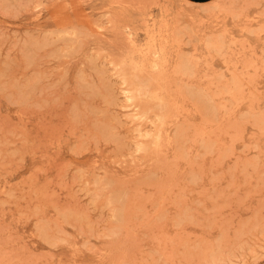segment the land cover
I'll use <instances>...</instances> for the list:
<instances>
[{"label":"rangeland","instance_id":"obj_1","mask_svg":"<svg viewBox=\"0 0 264 264\" xmlns=\"http://www.w3.org/2000/svg\"><path fill=\"white\" fill-rule=\"evenodd\" d=\"M263 3L0 0V264H264Z\"/></svg>","mask_w":264,"mask_h":264},{"label":"bare ground","instance_id":"obj_2","mask_svg":"<svg viewBox=\"0 0 264 264\" xmlns=\"http://www.w3.org/2000/svg\"><path fill=\"white\" fill-rule=\"evenodd\" d=\"M157 1H158V0H157ZM216 2H217V1H216ZM243 2H244V1H243ZM150 3H151V2H150ZM148 4H149V3H148ZM263 4H264V3H263ZM150 5H151V4H150ZM236 14H238V13H236ZM245 14H246V13H245ZM191 20H192V19H191ZM241 20H242V19H241ZM177 21H178V20H177ZM165 23H166V22H165ZM165 23H164V25H165ZM179 23H180V22H179ZM159 24H160V23H159ZM166 25H168V24H166ZM147 26H148V25H147ZM161 27H163V26H161ZM166 27H167V26H166ZM175 28H176V27H175ZM146 29H147V27H146ZM144 30H145V29H144ZM160 30H161V28H160ZM66 32H67V31H66ZM54 33H56L57 35H60V34L62 33V31L58 30V31H55ZM72 33H73V32H72ZM56 34H55V35H56ZM150 35H151V33H150ZM54 37H55V36H54ZM59 38H60V37H59ZM55 40H56V39H55ZM179 41H180V40H179ZM241 41H242V40H241ZM68 43H69V42H68ZM75 43H76V42H75ZM181 43H182V42H181ZM167 44H168V43H167ZM250 45H251V44H250ZM157 46H158V45H157ZM60 47H61V46H60ZM152 47H153V46H152ZM158 47L160 48L161 46L159 45ZM62 48H63V47H62ZM143 48H144V47H143ZM159 48H158V50H159ZM148 49H149V47H148ZM58 51H59V50H58ZM63 51H64V50H63ZM63 51H62V52H63ZM135 51H136V50H135ZM137 51H138V50H137ZM144 51H145V50H144ZM160 51H161V50H160ZM147 52H148V51H147ZM56 53H57V52H56ZM64 53H65V52H64ZM145 53H146V52H145ZM71 54H72V53H71ZM71 54H70V55H71ZM142 54H143V53H142ZM72 55H73V54H72ZM145 55H146V54H145ZM157 55H158V54H157ZM67 56H69V55H67ZM70 57H71V56H70ZM142 57H143V56H142ZM147 58H148V57H147ZM85 59H86V58H85ZM138 59H139V58H138ZM145 59H146V58H145ZM143 60H144V58H143ZM160 60H161V59H160ZM139 61H140V60H139ZM136 62H137V61H136ZM140 62H141V61H140ZM143 62H144V61H143ZM134 63H135V61H134ZM136 64H137V63H136ZM139 64H140V63H139ZM154 64H155V63H154ZM162 64H163V63H162ZM142 65H143V63L140 64L139 66H136V67H139V68H140V66H142ZM157 65H158V63H157ZM157 65H156V66H157ZM121 66H122V65H121ZM143 66H144V65H143ZM143 66H142V67H143ZM118 67H120V66H118ZM131 67H134V66H130V68H131ZM144 67L147 68L146 66H144ZM159 67H161V66H159ZM134 68H135V67H134ZM145 68H141V70L143 69L144 71H146ZM118 69H119V68H118ZM123 69H126V67L124 66ZM123 69H120V70H122L123 73H125L126 70H125V72H124ZM135 69H136V68H135ZM147 69H148V68H147ZM111 70H112V69H111ZM120 70H119V71H120ZM143 70H142V72H143ZM134 71H136L137 73L139 72V70H137V69H136V70H134V69L132 70V72H134ZM80 72H81V69H80ZM159 72H160V70H159ZM121 75H122V73L120 74V76H121ZM133 75H134V73H133ZM122 76H123V75H122ZM127 76H128V75H126V77H127ZM130 76H132V75H130ZM135 76H136V77H135ZM134 77L137 78L138 76L135 74ZM104 78H105V77H104ZM118 78H119V77H118ZM124 78H125V77H124ZM124 78H123V79H124ZM130 78H131V77H130ZM135 78H133V80H134ZM168 78H169V77H168ZM96 79H97V78H96ZM123 79H122V80H123ZM125 79H127V81H128L129 78H125ZM125 79H124V80H125ZM101 80H102V79H101ZM129 80H130V79H129ZM125 81H126V80H125ZM127 81H126V82H127ZM130 81H132V80H130ZM103 82H104V81H103ZM142 82H143V81H142ZM156 82H157V81H156ZM193 82H194V81H193ZM107 83H109V82H107ZM121 83H122V82H121ZM130 83H131V82H129V85H128V86H130ZM132 83H133V82H132ZM159 83L161 84L160 81L158 82V84H159ZM194 83H195V82H194ZM199 83H200V82H199ZM215 83H216V82H215ZM105 84H106V83H105ZM112 84H113V83H112ZM126 84H127V83H126ZM138 84H139V83H138ZM138 84H136V87H138V88H142V87L139 86ZM148 84H149V83H148ZM160 84H159V87H160ZM131 85H132V84H131ZM165 85H166V84H165ZM168 85H169V84H168ZM169 86H171V85H169ZM173 86H174V85H173ZM207 86H208V85H207ZM238 86H239V85H238ZM108 87H109V86H108ZM156 87H158V85L155 86V88H156ZM202 87H203V86H202ZM105 88H107V87L105 86ZM96 89H97V88H96ZM111 89H112V88H111ZM114 89H115V88H114ZM131 89H132V88H131ZM131 89H130V90H131ZM133 89H135V88H133ZM133 89H132V90H133ZM152 89H153V88H152ZM138 90H139V89H138ZM141 90H142V89H141ZM157 90H158V88L156 89V92H157ZM160 90H161V87H160ZM205 90H206V89H205ZM231 90H232V89H231ZM114 91H115V90H114ZM165 91H167V90H165ZM177 91H178V90H177ZM232 91H233V90H232ZM121 92H122V91H121ZM124 92H125V91H124ZM132 92L134 93V91H132ZM152 92H153V91H151V93H152ZM154 92H155V91H154ZM154 92H153V94L156 93V92H155V93H154ZM159 92H161V91H159ZM163 92H164V91H163ZM228 92H229V91H228ZM256 92H257V91H256ZM116 93H117V92H116ZM116 93H114V94H116ZM129 93H131V92H129ZM137 93H138V92H137ZM151 93L149 92L150 95H151ZM157 93H158V92H157ZM123 94H124V93H123ZM127 94H128V93H127ZM135 94H136V93H135ZM163 94H164V93H163ZM178 94H179V93H178ZM233 94H234V92H233ZM121 95H122V94H121ZM144 95H145V94H144ZM159 95L161 96V94H159ZM166 95H167V94H166ZM255 95H256V93H255ZM152 96H153V95H152ZM155 96H156V97H155ZM180 96H181V95H180ZM180 96H179V97H180ZM114 97H115V96H113V98H114ZM125 97H126V96H125ZM131 97H132V96H131ZM149 97H150V96H149ZM154 97H155V98H158L159 96L157 97V94H155ZM161 97H162V100H164V99H163L164 96H161ZM173 97H174V96H173ZM181 97H182V96H181ZM254 97H255V96H254ZM256 97H257V95H256ZM115 98H116V97H115ZM120 98H121V97H120ZM122 98H123V96H122ZM155 98H154V100H155ZM165 98H166V97H165ZM183 98H184V97H183ZM239 98H240V97H239ZM250 98H252V97H250ZM159 99H160V98H159ZM108 100H109V99H108ZM108 100H107V101H108ZM116 100H117V99H116ZM124 100H126V99H124ZM128 100H129V99H128ZM130 100H131V99H130ZM133 100H134V99H133ZM133 100H132V101H133ZM172 100H173V99H172ZM241 100H242V99H241ZM246 100H247V99H246ZM250 100H251V99H250ZM252 100H253V98H252ZM254 100H255V99H254ZM254 100H253V103H254ZM165 101H166V100H165ZM175 101H176V100H175ZM175 101H174V102H175ZM244 101H245V100H244ZM256 101H261V100H257V99H256ZM181 102H182V101H181ZM194 102H195V101H194ZM250 102H252V101H250ZM133 103H134V102H133ZM133 103H132V104H133ZM157 103H158V101H157ZM168 103L171 104V102H169V100L167 101V104H168ZM224 103H225V102H224ZM241 103H242V102H241ZM246 103H247V102H246ZM120 104H121V103H120ZM122 104H123V103H122ZM182 104H183V103H181V106H183ZM187 104H190V103H187ZM137 105H138L139 109H138V111L135 113V116H137V115H140V116H141V115H147V113H148V109H149V111H150V105H149L146 101L139 100L138 103H137ZM171 105H172V104H171ZM175 105H176V104H175ZM175 105H174V107H176ZM192 105H193V104H192ZM192 105H191V106H192ZM239 105H240V104H239ZM242 105H243V104H242ZM224 106H225V105H224ZM233 106H234V105H233ZM257 106H258V104H257ZM174 107H173V108H174ZM178 107H179V105H178ZM178 107H177V108H178ZM183 107H184V106H183ZM192 107H193V106H192ZM185 108H186V107H185ZM185 108H182V109L184 110ZM188 108H189V107H188ZM194 108H195V107H194ZM245 108H246V107H245ZM245 108H243V110H244ZM127 109H129V108H127ZM175 109H176V108H175ZM176 110H177V109H176ZM178 110H180V108H179ZM178 110H177V113H178V112L180 113V111H178ZM186 110L189 111L190 109H189V110L186 109ZM193 110H195V109H193ZM197 110H198V109H197ZM135 111H136V110H135ZM135 111H134V112H135ZM184 111H185V110H184ZM241 111H242V110H241ZM246 111H247V110H246ZM256 111H257V110H256ZM134 112H132V113H134ZM157 112H158V111H157ZM185 112H186V111H185ZM230 112H232V111H230ZM149 113H150V112H149ZM153 113H154V112H153ZM186 113H187V112H186ZM189 113H190V111H189L187 114H189ZM199 113H200V112H199ZM222 113H223V111L221 112V114H222ZM154 114H155V113H154ZM180 114L182 115V112H181ZM260 114H262V113H260ZM163 115H164V114H163ZM178 115H179V114H178ZM181 115H180V116H181ZM197 115H199V114H197ZM201 115H202V114H200V116H201ZM230 115H231V114H230ZM258 115H259V114H258ZM152 116H153V115H152ZM155 116L159 117V122L161 123L162 120H161V116H159V113H156ZM202 116H203V115H202ZM226 116H227V115H226ZM228 116H229V115H228ZM168 117H169V115H168ZM223 117H224V116H223ZM260 117H261V116H260ZM133 118H134V116H133ZM165 118H166V117H165ZM171 118L173 119L174 117L171 116ZM184 118H185V117H184ZM199 118H200V117H199ZM203 118H204V117H203ZM203 118H202V119H203ZM220 118H221V117H220ZM228 118H229V117H228ZM262 118H263V117H262ZM262 118H261V119H262ZM157 119H158V118H157ZM167 119H169V118H167ZM177 119H178V117H177ZM185 119H186V118H185ZM185 119H183V120H185ZM187 119H188V118H187ZM206 119H207V118H206ZM223 119H224V118H223ZM131 120H132V119H131ZM181 120H182V119H181ZM211 120H212V119H211ZM211 120H210V121H211ZM221 120H222V119H221ZM227 120H228V119H227ZM145 121H146V120H145ZM228 121H229V120H228ZM228 121H227V124H228ZM238 121H239V120H238ZM244 121H245V119H244ZM159 122H158V123H159ZM165 122H167V121H165ZM183 122H184V121H183ZM201 122H202V120H201ZM212 122H213V121H212ZM212 122H210V123L212 124ZM219 122H220V121H219ZM225 122H226V121H224V123H225ZM190 123H191V121H190ZM192 123H193V122H192ZM204 123H205V122H204ZM206 123H207V121H206ZM206 123H205V124H206ZM208 123H209V122H208ZM213 123H215V122H213ZM234 123H235V122H234ZM239 123H240V122H239ZM239 123L237 122L236 124H239ZM249 123H250V122H249ZM149 124H150V123H149ZM151 124H152V123H151ZM205 124H204V125H205ZM250 124H251V123H250ZM153 125H154V123H153ZM156 125H157V124H156ZM194 125H196V127H197V124H193V128H195ZM204 125H203V128L206 126V125H205V126H204ZM215 125H216V124H215ZM217 125H219V124H217ZM222 125H223V123H222ZM224 125H226V124H224ZM258 125H259V124H258ZM261 125H262V124H261ZM148 126H149V125H148ZM139 127H140V126H139ZM198 127H199V125H198ZM209 127H211V126H209ZM237 127H240V125L237 126ZM262 127H263V126H262ZM199 128H202V127L200 126ZM199 128H198V129H199ZM241 128H242V127H241ZM241 128H240V129H241ZM146 129H147V128H146ZM152 129H153V128H152ZM198 129H197V130H198ZM260 129H261V128H260ZM260 129H259V130H260ZM263 129H264V128H263ZM158 130H159V129H158ZM193 130H194V129H193ZM204 130H205V128H204ZM207 130H208V128H207ZM212 130H213V129H212ZM221 130H222V129H221ZM225 130H226V129H225V127H224V131H225ZM236 130H238V129H236ZM257 130H258V128H257ZM259 130H258V131H259ZM144 131H145V129H144ZM147 131H148V130H147ZM164 131H165V130H164ZM194 131H196V130H194ZM201 131H202V132H205V131H203V130H201ZM214 131L216 132L217 130H214ZM227 131H228V130H227ZM227 131H226V133H227ZM139 132H140V131H139ZM196 132L199 134L200 131H196ZM196 132H195V133H196ZM222 132H223V131H222ZM222 132H221V133H222ZM141 133H142V132H141ZM144 133H145V132H144ZM153 133H154V132H153ZM153 133H152V136H154V137L148 138L145 142L142 143L141 146H143V148H145L144 146H146V145L148 146V144H149V145H150V144H153V145H154V144H157V142L161 139V138H160V137H161V135H160V130H159V132H157V134L154 133L155 135H154ZM161 133H162V132H161ZM167 133H168V132H167ZM171 133H172V132H171ZM234 133H235V132H234ZM236 133H237V131H236ZM137 134H139V133H137ZM204 134H205V133H204ZM219 134H220V133H219ZM239 134H240V133H238V135H239ZM241 134H242V132H241ZM241 134H240V135H241ZM263 134H264V133H263ZM196 135H197V134H196ZM209 135H210V134H209ZM212 135H213V134H212ZM226 135H228V133H227ZM259 135H260V134H259ZM138 136H139V135H138ZM138 136H137V137H138ZM143 136H144V135H143ZM194 136H195V135H194ZM233 136H234V135H233ZM233 136H232V137H233ZM250 136H251V135H250ZM255 136H256V135H255ZM261 136H262V135H261ZM148 137H149V136H148ZM197 137H198V135H197ZM216 137H217V135H216ZM216 137H215V138H216ZM146 138H147V137H146ZM209 138H210V137H209ZM235 138H236V137H235ZM218 139H219V137H218ZM227 139H229V138L227 137ZM236 139H237V138H236ZM242 139H243V138H241V140H242ZM254 139H255V138H254ZM194 140H195V139H194ZM196 140H197V139H196ZM199 140H200V139H199ZM210 140H211V139H210ZM231 140H232V139H231ZM231 140H229V141H231ZM248 140H249V139H248ZM161 141H163V140H161ZM217 141H218V140H217ZM159 142H160V141H159ZM166 142H167V140H166ZM231 142H235V141H231ZM222 143H223V142H222ZM224 143H225V142H224ZM131 144H132V143H131ZM167 144H168V143H167ZM171 144H172V143H171ZM207 144H208V143H207ZM134 145H135V144H134ZM223 145H224V144H223ZM150 146H151V145H150ZM156 146H157V145H156ZM158 146H161V145H158ZM158 146H157V147H158ZM165 146H166V145H165ZM215 146H216V145H215ZM232 146L234 147V145H232ZM138 147H139V146H138ZM151 147H152V146H151ZM154 147H155V146H154ZM135 148H136V147H135ZM149 148H150V147H149ZM152 148H153V147H152ZM159 148H161V147H159ZM162 148H164V147H162ZM162 148H161V150H162ZM215 148H216V147H215ZM193 149H194V148H193ZM224 149H225V148H224ZM132 150H133V148H132ZM151 150H152V149H151ZM156 150H158V149H156ZM167 150H168V149H167ZM189 150H190V149H189ZM138 151H139V150H138ZM141 151H143V150H141ZM146 151H147V150H146ZM154 151H155V149H154ZM186 151H187V150H186ZM190 151H191V150H190ZM131 152H132V151H131ZM161 152H163V151H161ZM161 152H160V154H163V153H161ZM166 152H168V151H166ZM170 152H171V151H170ZM173 152H174V151H173ZM204 152H205V151H204ZM219 152H220V151H219ZM143 153H145V152H143ZM155 153H157V152H155ZM165 154H166V153H164L163 156H164ZM189 154H190V153H189ZM189 154H188V156H189ZM166 155H167V154H166ZM190 155H191V154H190ZM218 155H219V154H218ZM163 156H162V158H163ZM170 156H171V155H170ZM176 156H177V155H176ZM186 156H187V155H186ZM195 156H196V155H195ZM164 157H165V156H164ZM174 157H175V156H174ZM216 157H218V156H216ZM194 158H195V157H194ZM152 159H153V158H152ZM163 159H164V158H163ZM178 159H179V157H178ZM203 159H205V158H203ZM147 160H148V159H147ZM165 160H166V158H165ZM174 160H175V158H174ZM176 160H177V159H176ZM155 161H156V160H155ZM171 161H172V160H171ZM189 161H190V159H189ZM184 162L186 163V161H184ZM236 162H237V161H236ZM189 163H190V162H189ZM194 164H196V162H195ZM237 165H238V164H237ZM188 166H189V165H188ZM241 166H242V165H241ZM159 167H160V166H159ZM191 167H192V166H191ZM202 167H203V166H202ZM161 168H162V167H161ZM161 168H160V169H161ZM189 168H190V167H189ZM189 168H188V169H189ZM160 169H159V170H160ZM185 169H186V168H185ZM192 169H193V168H192ZM258 170H259V169H258ZM191 171L193 172V170H191ZM188 172H189V171H188ZM192 172H191V173H192ZM205 172H206V171H205ZM203 174H204V172H203ZM189 175H190V174H189ZM162 177H163V176H162ZM191 178H192V177H191ZM160 179H161V178H160ZM188 179H189V178H188ZM186 180H187V179H186ZM162 182H163V181H162ZM162 182H161V183H162ZM100 183H101V182H100ZM143 183H144V182H143ZM163 183H164V182H163ZM103 184H104V183H103ZM167 185H168V184H167ZM110 187H111V186H110ZM163 187H164V186H163ZM163 187L161 188L162 191H163ZM170 187H171V185H170ZM189 187H190V186H189ZM112 189H114V187H113ZM116 189H117V188H116ZM117 190H118V189H117ZM157 190H158V189H157ZM159 190H160V189H159ZM94 191H95V190H94ZM162 191H161V192H162ZM136 193H137V192H136ZM105 196H106V195H105ZM120 201H121V200H120ZM161 203H163V202H161ZM157 206H158V205H157ZM157 209H158V208H157ZM157 209H156V210H157ZM186 211H187V210H186ZM126 212H127V211H126ZM146 214H147V213H146ZM148 215H149V213H148ZM189 215H190V214H189ZM145 216H146V215H145ZM153 216H154V215H153ZM151 217H152V216H151ZM151 217H150V218H151ZM127 220H128V219H127ZM162 225H163V224H162ZM177 225H178V224H177ZM158 226H159V225H158ZM161 227H163V226H161ZM160 229H161V228H160ZM126 236H127V235H126ZM133 237H135V236H133ZM137 237H138V236H137ZM196 243H197V242H196ZM216 250H217V249H216ZM211 251H212V250H211ZM213 251H214V250H213ZM217 253H218V251H217ZM170 254H171V253H170ZM222 254H224V253H222ZM164 255H165V254H164ZM167 255H168V254H167ZM165 256H166V255H165ZM211 256H212V255H211ZM219 260H220V259H219ZM212 261H213V260H212ZM219 262H220V261H219ZM173 264H174V263H173ZM214 264H215V263H214Z\"/></svg>","mask_w":264,"mask_h":264},{"label":"crops","instance_id":"obj_3","mask_svg":"<svg viewBox=\"0 0 264 264\" xmlns=\"http://www.w3.org/2000/svg\"><path fill=\"white\" fill-rule=\"evenodd\" d=\"M187 1L192 2V3L204 4V3H208L212 0H187Z\"/></svg>","mask_w":264,"mask_h":264}]
</instances>
